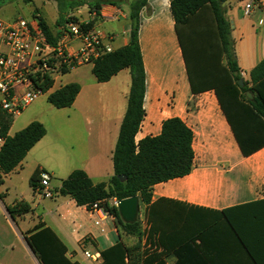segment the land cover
<instances>
[{
	"label": "crops",
	"instance_id": "1",
	"mask_svg": "<svg viewBox=\"0 0 264 264\" xmlns=\"http://www.w3.org/2000/svg\"><path fill=\"white\" fill-rule=\"evenodd\" d=\"M138 1L141 0H102L94 26L103 32L104 43L113 51L129 45L131 7ZM236 1L239 3L235 4ZM250 1L227 0L225 5L238 66L245 81L250 80V72L264 59V0H254L251 14L245 15L244 7ZM44 7L48 10L43 9L44 14L35 8L36 16L44 18L54 33H58L68 18L79 22L96 18L87 5L63 13L58 5L57 18L49 15L54 5L44 2ZM139 22L146 87L145 115L136 143L160 135L166 120L180 118L194 133L195 155L189 175L155 185L148 207L140 205L143 212L141 215L139 209L138 221L145 234V258L159 256L149 264H251L222 212L264 199V147L244 156L215 91H192L171 0H146L139 11ZM92 69L93 64H85L62 74L53 89L43 95L45 99L40 100L41 96L25 109H32L33 115L22 129L38 121L47 133L12 173L30 159L34 172L37 169L48 172L51 183L57 177L61 185L75 170L86 172L94 183L111 179L113 153L128 104L131 72L122 70L108 82L99 83ZM67 75L72 78L64 84L62 78ZM70 83L81 87L75 102L69 108H55L47 97ZM247 96L253 98L252 93ZM53 107L63 118L48 127L41 116L44 110L54 113ZM50 200L53 204L46 206L29 202L33 212L13 219L7 211L10 204L6 198H0V264H41L26 239L39 223L51 228L67 247V257L80 264L102 261L85 259L83 250L101 252L115 244L117 238L122 239L113 217L96 225L97 216L70 197ZM40 206L44 213L39 212Z\"/></svg>",
	"mask_w": 264,
	"mask_h": 264
},
{
	"label": "trees",
	"instance_id": "2",
	"mask_svg": "<svg viewBox=\"0 0 264 264\" xmlns=\"http://www.w3.org/2000/svg\"><path fill=\"white\" fill-rule=\"evenodd\" d=\"M69 3L71 9L89 6L96 18L86 26L94 27L102 0L92 3L69 0ZM226 3L227 0H171V11L192 91H215L242 154L249 156L264 147V59L250 72V80L245 81L236 58ZM145 4L146 0L132 4L129 45L105 54L93 63L92 73L99 83L108 82L122 70L130 69L131 72L127 109L112 158L114 174L108 182L94 183L86 172L75 170L54 189V197H70L78 206L90 207L99 203L115 219L120 236L136 239L134 244L127 245L120 237L115 244L101 251L100 264H149L159 257L155 254L145 258V234L140 221L124 223L118 208L110 202L138 196L140 205L148 207L155 185L189 175L194 166V133L180 118L166 120L160 135L136 143L145 115L146 77L139 44V11ZM37 14L35 9L33 15ZM38 18L46 39L56 45L60 31L52 32L44 18ZM67 72L64 70L63 74ZM46 85L48 87L50 83L45 84V88ZM80 90L79 84L70 83L49 94L47 99L57 109L69 108ZM248 91L253 98L246 95ZM13 122L14 117L0 111L1 132L6 137L0 152V187L5 177L47 133L41 122L34 121L9 136ZM41 171L35 170L30 178L35 193H38ZM119 176L126 179L121 180ZM0 198L4 197L0 195ZM7 211L16 219L32 213L33 208L21 199L7 206ZM234 212L239 213L234 215ZM222 216L244 247L249 262L264 264V199L225 210ZM29 233L27 242L41 264H80L67 257V247L51 228L39 223ZM153 245L157 243L153 242ZM176 255L180 257L179 253Z\"/></svg>",
	"mask_w": 264,
	"mask_h": 264
},
{
	"label": "built area",
	"instance_id": "3",
	"mask_svg": "<svg viewBox=\"0 0 264 264\" xmlns=\"http://www.w3.org/2000/svg\"><path fill=\"white\" fill-rule=\"evenodd\" d=\"M254 3L252 0L245 5V15L251 14ZM87 24L68 18L59 29L61 37L54 45L46 39L37 16L14 21L0 19V111L15 118L39 97L49 93L64 70L93 64L113 52L112 47L104 43L103 32L95 26L88 28ZM49 83L50 86L45 88ZM5 142L0 125V152ZM50 183V174L42 170L37 192L43 198L55 196ZM110 203L118 208L119 200L113 199ZM86 209L97 216L96 225L111 217L99 203ZM82 254L94 262L101 259L99 251L83 250Z\"/></svg>",
	"mask_w": 264,
	"mask_h": 264
},
{
	"label": "rangeland",
	"instance_id": "4",
	"mask_svg": "<svg viewBox=\"0 0 264 264\" xmlns=\"http://www.w3.org/2000/svg\"><path fill=\"white\" fill-rule=\"evenodd\" d=\"M44 2H49L50 4L54 5L53 11L49 13L50 17L57 18V6L59 5L60 12H66L70 10L69 8V0H32L29 2L28 0H4L0 1V18L3 19H13V18H24L29 19L33 15V11L35 8H39L42 13L44 14L43 9L47 10V7H44ZM239 2L236 1L235 4H238ZM234 5V4H233ZM43 7V8H42ZM88 9V7H87ZM86 9V10H87ZM34 16V15H33ZM47 18H49L47 16ZM72 78V75H67L66 77L62 78V81L64 84H66L70 79ZM41 99H45V97H41ZM26 109V108H25ZM24 109V112L26 111ZM37 110V109H36ZM54 113H50L49 111L43 112L42 119L45 121L46 125L48 127L53 125V122L56 120H61V115L57 109L53 107ZM39 111V110H38ZM32 109L28 108L27 111L21 115L16 116L14 118L13 125L10 129V136L15 135L17 132L21 131L22 127H24L28 121L32 118L33 112ZM25 165L18 169V171L12 173L11 175H8L4 179V184L0 188V194L7 193L6 196H3L6 198L7 203L12 205L15 201L24 199L28 202H30L32 205L36 206L40 203V205H47V204H53V201L50 199H44L42 196L38 193H35L33 188L30 185V178L34 172L35 168L33 167V164L30 159H27L25 161ZM60 185L59 179L56 177L53 182L50 184L51 188L54 190L56 186ZM8 205V206H10ZM44 209L42 206H40L39 212L44 213ZM143 207H140V214L142 215ZM32 214H30L31 216ZM119 240V238H117ZM122 240L127 245H132L136 242H134L133 239L128 238L124 235H122Z\"/></svg>",
	"mask_w": 264,
	"mask_h": 264
},
{
	"label": "water",
	"instance_id": "5",
	"mask_svg": "<svg viewBox=\"0 0 264 264\" xmlns=\"http://www.w3.org/2000/svg\"><path fill=\"white\" fill-rule=\"evenodd\" d=\"M92 3L94 0H86ZM241 86H244L243 79H240ZM247 95H251L250 92H247ZM121 180L126 179L123 176H119ZM140 209V200L138 196L126 198L123 200H119L118 203V211L121 219L124 223L134 224L138 221V214Z\"/></svg>",
	"mask_w": 264,
	"mask_h": 264
}]
</instances>
